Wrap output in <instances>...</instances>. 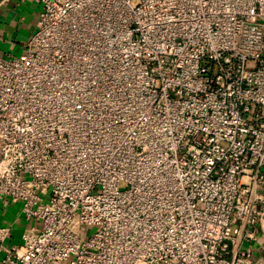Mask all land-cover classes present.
Segmentation results:
<instances>
[{
	"label": "built area",
	"instance_id": "1",
	"mask_svg": "<svg viewBox=\"0 0 264 264\" xmlns=\"http://www.w3.org/2000/svg\"><path fill=\"white\" fill-rule=\"evenodd\" d=\"M36 1L0 54V264H256L264 0Z\"/></svg>",
	"mask_w": 264,
	"mask_h": 264
},
{
	"label": "crops",
	"instance_id": "2",
	"mask_svg": "<svg viewBox=\"0 0 264 264\" xmlns=\"http://www.w3.org/2000/svg\"><path fill=\"white\" fill-rule=\"evenodd\" d=\"M42 5L36 0H0V54H19L37 28ZM16 208L3 207L0 203V222L16 218ZM14 236L21 233V221H17ZM244 248L247 244L240 243ZM256 264H264V219L258 240L254 242Z\"/></svg>",
	"mask_w": 264,
	"mask_h": 264
}]
</instances>
